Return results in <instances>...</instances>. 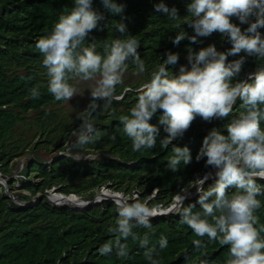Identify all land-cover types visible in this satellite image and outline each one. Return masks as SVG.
Returning a JSON list of instances; mask_svg holds the SVG:
<instances>
[{
  "label": "trees",
  "instance_id": "trees-1",
  "mask_svg": "<svg viewBox=\"0 0 264 264\" xmlns=\"http://www.w3.org/2000/svg\"><path fill=\"white\" fill-rule=\"evenodd\" d=\"M116 2L124 6L123 16H112L101 0H93V9L104 16L100 21L103 28L93 30L86 38L85 45L94 43L96 51L103 55L106 41L134 36L140 41L138 52L145 60V80L130 82L129 88H125L124 84L117 86L115 94L122 98L114 100L110 108H102L103 101L99 102L101 110H97L93 121L100 139L85 146L83 150L84 154L98 155L93 159L83 158L77 161L62 154L69 152L74 138L67 144L58 142L51 145L56 138L55 131L60 126L58 115L47 107L57 101L48 92L43 56L35 48L39 38L51 33L59 16L74 7V0H0V173L4 178L11 175L8 172L26 146L31 147L33 155L23 164L21 175L17 179L21 181L20 193L16 192L18 188H15L12 178H7L6 185L0 181V264H147L143 256L145 249L139 246L138 241L131 239L127 241L128 258H118L115 250L108 256L99 254L101 245L115 239V235L107 231L118 217L111 197L93 202L84 209H75L69 204L57 205L51 202L47 193L54 188L65 194L75 193L82 198L91 199L101 187L123 191L127 196H133L136 190L137 198L146 201L149 206L167 207L174 202L181 189L193 190L191 182L202 175L206 158L198 162L196 156L204 137L213 128L227 135L225 125L241 110V101L238 100L233 112L223 119L216 118L207 122L197 116L183 138L173 141V144L180 147L188 146L192 154V162L186 166L181 164L176 172L167 167L172 146L163 149L160 145V139L167 135L163 125L159 124L162 110L149 121L160 126L156 147L133 152L132 141L124 134L118 117L129 113L137 100V89L150 79L151 71L167 58V52L179 54L178 63L168 66L169 71L178 74L182 65L191 69L187 60L189 47L198 52L201 48L215 44L218 51L227 52L232 44L218 32L198 37L196 43L188 38L178 46L172 43L179 31H185L188 37L195 34L192 27L187 23L183 24L184 17L189 15L187 5L191 0H163L170 9L175 7L178 10L181 16L179 27L167 15L155 11V5L161 0ZM122 19L127 32L121 37L114 25ZM251 19L254 20L255 17ZM232 22L239 25L242 31L249 26L241 24L235 17ZM259 32L264 36V28H260ZM241 56L246 59L235 80H246L250 73L255 72L259 66H264V59L246 56L243 52L229 55L228 62ZM129 66L134 68L131 64ZM33 87H37L40 93L38 98L30 96V89ZM22 119L36 121L41 130V138L24 147H21L25 145L22 140L15 142L12 131ZM261 127L264 128V122ZM59 132L64 136L63 129ZM61 150L64 152L59 153ZM42 152L49 157L43 156ZM213 182L214 178L210 177L205 188ZM257 183L264 188V180L258 179ZM228 191L231 194L235 189L230 188ZM257 198L262 207L255 215L259 217L260 223H264V196ZM197 200L196 192L185 200V205L195 204L193 211H201ZM179 219L178 215H160L152 220L151 229L135 228L134 231L141 236L148 232L149 246L154 244L158 249L161 236L167 238L168 247L160 250L162 264H199L201 260H206L207 264H226L227 246L209 242L207 237L195 236ZM195 239H202L207 245L202 250L207 255L195 251L192 243ZM186 256L189 259L186 260Z\"/></svg>",
  "mask_w": 264,
  "mask_h": 264
},
{
  "label": "clouds",
  "instance_id": "clouds-1",
  "mask_svg": "<svg viewBox=\"0 0 264 264\" xmlns=\"http://www.w3.org/2000/svg\"><path fill=\"white\" fill-rule=\"evenodd\" d=\"M101 3L112 16H123L124 6L116 0H101ZM155 11L164 13L176 22L177 27L180 26L181 16L175 7L170 9L161 0L155 5ZM187 11L189 15L184 17L183 24L192 27L195 34L188 37L185 31H179L172 40L174 45L178 46L186 38L196 43L198 37L218 32L232 47L227 52L218 51L215 44L198 52L189 47L187 60L191 69L182 65L178 74L169 71L168 66L178 63L179 54L167 52V58L151 71L150 79L137 89L138 97L129 113L118 117L124 134L132 141V151L156 147L160 126L149 121L162 110L159 124L163 125L167 135L160 139V145L163 149L172 146L167 167L176 172L181 164L186 166L192 162V154L188 146L180 147L173 141L183 138L197 116L207 122L223 119L233 112L238 100L241 110L225 125L227 135L213 128L204 137L196 156L198 162L206 158V166L215 170L191 182V188L198 193L201 211H193L195 204L185 205L191 194L185 188L167 211H158L156 206H149L137 197L115 198L113 203L118 217L107 229L115 239L101 245L98 252L108 256L115 250L118 258H128L127 241L131 239L145 249L143 256L147 264H162L160 250L168 247L167 238L161 236L158 249L154 244L149 246L148 232L141 236L134 229H151L154 218L172 214L178 215L179 222L187 225L195 236L227 246L226 264H264V223H260L255 215L262 207L257 197L264 196V188L257 183L258 179L264 180V128L261 127L264 122V66L250 73L246 80H235L246 57L228 62L229 55L241 52L264 59V36L259 32L264 28V0H191ZM233 17L241 24H249L248 28L242 31L232 22ZM103 19V14L93 9V0H74V7L59 16L51 33L39 38L35 44L47 70L48 92L55 101L69 102L80 94L70 81L92 82L88 88L90 102L76 114L81 123L73 131L71 148L68 153H62L77 161L82 157L93 159L81 153L85 146L100 139L93 121L97 110H101L99 102L103 101L102 108L106 109L114 100L122 98L115 94L116 88L124 84L123 77L129 64L134 66L136 76L146 72L145 60L138 52L140 41L134 36L106 41L103 55L96 51L94 43L85 45L93 30L98 27L102 30L100 21ZM114 28L121 37L127 32L123 19L117 21ZM39 95L37 87L30 89L32 98ZM210 177L214 182L205 188ZM230 188L235 189L231 194ZM93 198L90 201L96 202ZM50 200L60 204L51 197ZM87 203L81 200L76 206L86 207ZM192 243L198 253L207 247L202 239ZM202 254L207 255L206 251ZM185 259L189 258L186 256ZM199 264H207V261L201 260Z\"/></svg>",
  "mask_w": 264,
  "mask_h": 264
},
{
  "label": "rangeland",
  "instance_id": "rangeland-1",
  "mask_svg": "<svg viewBox=\"0 0 264 264\" xmlns=\"http://www.w3.org/2000/svg\"><path fill=\"white\" fill-rule=\"evenodd\" d=\"M133 73H134V68L129 66L127 72L124 74V77H123L125 88H129L128 84L130 82H133V83L144 82L145 79L143 77V74L136 76ZM71 83H73L78 88V91L80 92V94H77L76 96H74L69 102L67 101L53 102L51 105L47 107L58 115V119H59L58 122L60 126V128H58V130L55 131L56 138L54 139L51 145H54L58 142H64L65 144H67L70 141H72V139L74 138L72 135L73 131L81 123L80 120L76 119V114L77 112L83 111L88 106V103L90 102V99H91L90 89L88 88L92 82L71 81ZM15 109H18V107H15ZM61 129H63L65 132L64 136H62L59 132ZM12 131H13V138L15 142L22 140L23 143L25 144L21 147L26 146L27 143L33 144L36 142L37 139L41 138L40 136L41 130H40L39 124L36 121H32L28 119L19 120L17 122V125L12 129ZM67 131H69L68 134H67ZM30 149H31L30 146L25 147L23 154L19 155L17 159H15V163L12 165L10 172H8L11 174L8 176L14 180L15 188H18L16 192H19V193L22 190L21 181H17V179L21 175L20 172L22 171L23 164L28 161V158L33 156ZM61 152H64V151L61 150L59 153ZM65 152H68V150H65ZM42 155L47 156L44 152H42ZM81 155H90L92 157H95L98 154L97 153L84 154L82 152ZM81 159H83V157ZM0 176H1V173H0ZM9 177L7 178L9 179ZM7 178H4V180L0 178V180H2V182L5 181V184H7ZM196 178H199V176H197ZM5 189L7 192H9V190H7L8 189L7 187ZM52 190L59 192L58 190L54 188H52ZM190 193H191L190 195L195 194L196 189L194 188L193 190L190 191Z\"/></svg>",
  "mask_w": 264,
  "mask_h": 264
},
{
  "label": "built area",
  "instance_id": "built-area-1",
  "mask_svg": "<svg viewBox=\"0 0 264 264\" xmlns=\"http://www.w3.org/2000/svg\"><path fill=\"white\" fill-rule=\"evenodd\" d=\"M213 170L214 169L211 168L210 166H206L205 169L202 172V175L199 178H202V176H204L205 174H207L209 172H212ZM0 178L4 180V177L2 176V174H1ZM0 181H2V180H0ZM3 183L5 184V181ZM50 193L57 194L58 198H56L55 200L60 201V204L63 203V201L61 199L65 198V197L69 198V199H73L76 202L81 201V200L87 201V202L90 201V199L82 198V197H80V196H78V195H76L74 193H71V194L67 195V194H64V193H61V192H54V190H51V191L48 192V194H50ZM137 196H138V192L136 190L133 192V196H127L123 191L111 190L110 188L102 187L98 192H96L94 194L93 200L94 201H99V200H101L103 198H106V197H111L112 199L121 198V197H127V198L131 199L132 197H137ZM63 204H68V203H63ZM69 206L72 207V205H70V204H69ZM170 206H171V204L169 206H167V207H161L160 205L156 206V207H157L158 211H167L170 208Z\"/></svg>",
  "mask_w": 264,
  "mask_h": 264
},
{
  "label": "water",
  "instance_id": "water-1",
  "mask_svg": "<svg viewBox=\"0 0 264 264\" xmlns=\"http://www.w3.org/2000/svg\"><path fill=\"white\" fill-rule=\"evenodd\" d=\"M47 196H48V198L50 199V197L52 198V199H56V198H58L57 197V194H55V193H50V194H47ZM62 201H63V203H68V204H70V205H72V207L73 208H75V209H83V208H86V207H89L93 202L92 201H89L88 203H87V206L86 207H78V206H76V201L75 200H73V199H69V198H63V199H61Z\"/></svg>",
  "mask_w": 264,
  "mask_h": 264
}]
</instances>
